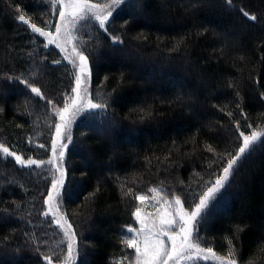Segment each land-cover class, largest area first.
<instances>
[{
	"label": "trees",
	"instance_id": "trees-1",
	"mask_svg": "<svg viewBox=\"0 0 264 264\" xmlns=\"http://www.w3.org/2000/svg\"><path fill=\"white\" fill-rule=\"evenodd\" d=\"M54 3L0 0V144L25 161H44L22 166L0 149V264H47L45 256L65 264L68 256L45 215L46 162L56 110L72 95L77 70L31 28L55 30L61 5ZM95 21L81 32L80 52L88 58L89 101L104 107L89 108L67 129L70 142L61 138L69 142L62 213L75 234L72 264H135L125 241L136 227L137 197L162 189L190 213L239 153L241 133H264V0H127L107 31ZM197 236L226 258L228 237L238 264H264V143L234 165L193 242Z\"/></svg>",
	"mask_w": 264,
	"mask_h": 264
},
{
	"label": "snow or ice",
	"instance_id": "snow-or-ice-1",
	"mask_svg": "<svg viewBox=\"0 0 264 264\" xmlns=\"http://www.w3.org/2000/svg\"><path fill=\"white\" fill-rule=\"evenodd\" d=\"M127 0H113V5H120L126 3ZM231 2V0H229ZM63 3V7L65 10H62L59 12L60 18H61V25L56 26V36L54 37L51 33L42 31L40 28H38L36 25L32 24L31 28L34 32L38 33L40 36H44L48 38L49 44H56L57 47H60V44L57 42V38L59 37V34L61 32V28L67 27L66 21L71 23L73 26L78 20H86L90 18H94L101 28H103L105 31L108 29L105 27V25L109 21V17L112 15L111 10L107 12V14H104L103 9L101 6L97 4H92L89 2V0H55L54 7L56 4ZM242 14L247 17L250 20L255 21L256 16L250 15L248 12H245L243 10ZM91 14V16H89ZM70 18V19H69ZM19 20L25 24L29 23L23 15L19 16ZM114 43H120V38L118 36L113 37ZM75 51V49H74ZM78 58L80 61L79 70L81 73H85L87 71L88 67V58L84 56L82 53H78ZM56 63H59V61H56ZM73 64L75 66V62L73 61ZM21 83L25 84L26 87H28L32 93H34L37 96H40L42 99L44 98L40 89L32 86L31 84H28L27 81H21ZM81 77H76V85L77 88L73 89V91L79 92L80 85H81ZM79 99V96L77 97ZM76 100L73 101V106L76 104ZM49 104L52 103V101H48ZM88 107L91 109H98L104 107V105L101 104H95L91 101H88ZM2 110V109H0ZM69 108L65 107L62 111H58L57 115L60 117L61 123L56 124V139L53 142V156L54 159L52 161H48V163H54L56 157V144L58 141L61 140L63 136V130L66 127V113L69 112ZM241 136H243V145L239 149V153L228 161L227 166L223 169V174L219 176L215 183L207 189L205 193H203L199 199V203L195 205L194 210H192L190 213L185 211L182 202L179 197L175 198V204L179 205V209L176 213V215L179 217V222H177L175 219H167L164 221L168 224L169 229L171 231V235H168V233H165V235H168V239L171 241V250L169 251L165 245L164 241L153 238L151 233L145 232V225L143 220L140 218V209L138 208L136 210V218L141 223V229L140 233L144 235V239L142 241L143 247L139 243H137V240L135 237L128 239L125 241L126 245L130 248L135 249V264H169L170 260H176L177 264H179V260L181 259H191V253L194 251L196 254V257L198 259L202 258L203 260H212L214 264H238L236 257L237 249L235 245L233 244L232 240L228 237L225 239L228 243V256L227 258L224 256H217L216 253L213 251L211 247L209 248H203L200 246V238L197 236L195 238L196 242H193V232H198V225L201 221L205 219V215L210 208L211 204L215 199L217 198L218 194L221 192L222 189L226 187V185L229 183V178L232 175L234 171V165L237 164V162L241 159L242 156H244L245 153L249 152L252 147L259 141L261 143H264V133L253 131L251 135H244L241 133ZM66 139L70 142L71 136H67ZM43 147V145H41ZM61 151L59 152L58 159L62 160L64 157V151L63 149L67 148V144L61 143L60 144ZM0 149H2L3 154H6L7 156L14 157L15 162L17 164H20L22 166H31L36 165L39 167L41 164L44 163V161H36L33 159H28L27 161L23 160L21 156L16 155L15 152L9 151V148L4 147L2 144H0ZM209 151H211V148L209 147ZM57 171L60 172V177L56 180H54L52 189L53 191L49 193L48 199L46 203L49 204V210H52V202L57 197L61 196L60 189L64 186V171L57 168ZM153 192H156L155 189H153ZM55 193V195H53ZM157 196L159 193H156ZM141 202H143L146 197L139 196L137 197ZM48 213H45L47 215ZM167 215V213H166ZM59 223V220L57 221ZM178 223L179 231L177 232L173 225H176ZM62 228L64 227L63 224L60 225ZM71 225H68L67 228L64 230V235L68 238V256L65 258V264H72L73 260V249L75 246V234L70 231ZM239 231H243V228H240ZM128 232H137L136 229L129 227ZM262 252H264V246L260 249ZM189 254V255H186ZM44 260L47 261V264H52L51 257L45 256L43 257Z\"/></svg>",
	"mask_w": 264,
	"mask_h": 264
},
{
	"label": "rangeland",
	"instance_id": "rangeland-1",
	"mask_svg": "<svg viewBox=\"0 0 264 264\" xmlns=\"http://www.w3.org/2000/svg\"><path fill=\"white\" fill-rule=\"evenodd\" d=\"M60 5H61V11L65 10L63 7V3H60ZM118 6H120V5H113V2H112L111 5L101 6V8L103 9L104 14H107V12L109 10H111V12L113 14L115 9L118 8ZM89 16H91V14H89ZM89 20H95V19L90 18V19H86V20H78L74 26L71 23L66 21L65 23H67V27L61 28V32L59 34V37L57 38V42L60 44V47H57L55 43L52 44L62 52L66 61L68 63H70L77 70V76H80L81 81H82V83L80 85L79 92H77V91L71 92L72 95L69 96L66 103L62 106L63 109L65 107H68L70 109L69 112L66 113L67 123H66V127H65L66 129L64 128L65 132H63L64 136H67L69 134V131L67 129L70 128V126H72V125L74 126L78 121H81L84 118V114L86 112H88V109H89L88 101L90 99L89 98L90 78L88 75V70L85 73L80 72V70H79L80 61H79V58L77 55L78 53H81L80 52V44L82 42L81 32H82L84 26L87 23H89ZM95 22H97V21H95ZM58 25H61V18L60 17H59V24ZM45 32H49V31H45ZM49 33H51L55 37L56 36V28L54 31L49 32ZM42 37L48 43V38L44 37V36H42ZM74 49H75V51H74ZM73 61L75 62V66L73 64ZM76 88H77V85L75 84V89ZM78 96H79V99H77ZM74 100H76L77 102L73 106ZM62 107H59L58 109H62ZM58 109L56 110L57 112L62 111V110H58ZM60 123H61V121H60ZM61 143L62 142L60 140L56 144L55 151H56V157L57 158L55 159V162L54 163H48V161H52L54 159L53 155L46 162L48 167L51 169L50 173H51V178H52V183H51V188H50L49 193L53 191L52 185H53L54 180H56L60 177V172L57 171V168L59 167L60 169H62L64 171L63 160L65 157V153H66L67 148L63 149V151H64L63 159L62 160L58 159L59 152L61 151V148H60ZM68 145H69V142L67 143V147H68ZM4 183H6V182H4ZM2 185L3 184H1L0 186H2ZM62 189L63 188L60 189L61 196L57 197L56 199L53 200L51 211L49 210L50 206L47 203L48 210L46 211V213H48L47 216L51 217L53 219V221L55 222V224L57 225V227L59 228V230L62 234V242H63L62 244L66 245L67 251H68L69 240L64 235V230H65V228H67L69 223L66 221V219L64 218L63 213H62ZM154 189L156 190V192H153V189H152L148 196H144V197H146V199L143 202H141L139 200L138 208L140 209V218H141V220H143L144 225L146 226L144 231L151 233V235L153 236L154 239L158 238V239L164 241L165 247L170 251L171 250V241L168 239V235H171L172 233L169 229L168 224L165 223L164 221L171 218V219H175L177 222H179V217L176 215V213H177L180 206L175 204V198H167L164 195L162 189H157V188H154ZM157 192L159 193L158 196L156 194ZM53 195H55V193H53ZM47 199H48V197H47ZM135 213H136V211H135ZM135 213H134V218L136 220V227H134V229H136L137 232H128L129 233L128 235H130L129 239L135 237L137 240V243H139L141 245V247H143L142 241L144 239V235L142 233H140L141 223L139 220H137ZM166 213H167V215H166ZM58 220H59V223H57ZM61 224L64 225L63 228L60 226ZM173 227L175 228V230L177 232L179 231L178 223L176 225H173ZM70 231L72 232L71 229H70ZM165 233H168V235H165ZM134 251H135V249H134ZM186 255H189V254H186ZM190 255L192 257L191 259H181V260H179V264H201L204 262H211L214 264V262L212 260L205 261L202 258L198 259L196 257V254L194 251ZM72 261H75V246L73 249V260ZM169 264H177V262H176V260H170Z\"/></svg>",
	"mask_w": 264,
	"mask_h": 264
}]
</instances>
